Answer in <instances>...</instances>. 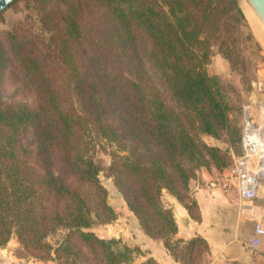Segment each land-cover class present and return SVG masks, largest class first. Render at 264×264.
Segmentation results:
<instances>
[{"label":"trees","instance_id":"trees-1","mask_svg":"<svg viewBox=\"0 0 264 264\" xmlns=\"http://www.w3.org/2000/svg\"><path fill=\"white\" fill-rule=\"evenodd\" d=\"M24 1L31 21L0 36V247L16 236L51 255L45 239L63 228L64 264L133 261L135 249L86 231L119 217L99 179L104 142L139 227L180 264H202L206 240L176 239L161 198L169 192L198 218L190 181L240 154L202 140L230 127L233 103L207 66L216 53L239 57L238 0ZM8 80L31 104L5 99Z\"/></svg>","mask_w":264,"mask_h":264},{"label":"rangeland","instance_id":"rangeland-1","mask_svg":"<svg viewBox=\"0 0 264 264\" xmlns=\"http://www.w3.org/2000/svg\"><path fill=\"white\" fill-rule=\"evenodd\" d=\"M29 12L30 9L27 8V4L24 0H20L18 2L16 1L9 5L0 13V36L12 31L13 29H15V27L19 28L21 23H29L31 21V13ZM245 18L247 21V28L243 29V32L245 33V41H240L237 44V54L239 55V57L236 56V58L231 61L225 58L221 53H216L207 66V70L211 75L219 76L224 82L223 84L227 89V99H229V101L233 103V108L229 112L230 127L222 132L221 137L215 138L209 135H205L202 137V140L207 145L216 147L222 152H226L227 150H229L230 146H236L237 149L234 148V151L239 153L241 152L240 140L238 141L237 138L240 137V127L242 135V106L246 102L251 100L250 98L253 94L257 95L255 99H258L259 101L260 97L264 95V50L257 36L255 35V32L253 31V28L249 23L246 15ZM3 93L5 99L8 101L13 100L28 104H31L32 102L31 95L19 83L14 82L13 80H8ZM109 151L110 147L105 145L104 142L102 146L96 149L97 159L102 162V165L104 167L99 173V179L101 181V184L108 191L109 204L119 212V222L114 223L116 220L112 221L108 224H114L108 226L107 228L104 227V225H106L107 223H96L92 228L86 231L105 228L106 230H111L112 232L117 231L118 233H124V231L129 230V228H136L137 220L126 210L122 193L118 189L117 185L115 184L114 178L108 170V166L111 162ZM213 162L214 161H211L207 167L200 168L198 172L204 169L205 171H208L210 173V176L212 178H214L219 170H226L228 168V166L222 165L217 167L218 164L215 165ZM169 195H171L169 192L164 191L161 199L163 205L166 208L172 210V208L168 206L169 201H167V199ZM100 225H102V227ZM68 233L69 230L59 228L57 231L50 233L47 236L45 242L50 244L53 248V252L51 253V255H47L46 252H43L41 250L35 251L25 247L19 242L16 236H13L10 241L4 246L10 245V247L14 249V254L18 259H20L21 264H64L63 260H61V251L57 253L56 250L60 246L64 238L68 235ZM176 239L179 238L176 237ZM115 240L118 241V244H114L113 247L128 246L131 249H135L133 253V261L128 263L133 264L140 256L141 251L139 247L131 246L121 239ZM147 262L149 264H154L152 260H148ZM78 264H85V262L78 260Z\"/></svg>","mask_w":264,"mask_h":264},{"label":"crops","instance_id":"crops-1","mask_svg":"<svg viewBox=\"0 0 264 264\" xmlns=\"http://www.w3.org/2000/svg\"><path fill=\"white\" fill-rule=\"evenodd\" d=\"M189 187L198 205V218H193L174 196L169 195L167 201L177 224L175 236L183 240L195 237L206 240L209 249L204 254L202 264H264V239L254 250L243 244L253 235L257 213L264 212V196L231 203L204 169L190 181ZM117 222L119 219L114 223ZM105 228L92 231L102 238L121 239L139 247L140 256L133 264H149L148 260L155 264H180L171 256L162 240L150 238L138 223L136 228H129L124 233ZM0 264H21L10 245L0 247Z\"/></svg>","mask_w":264,"mask_h":264},{"label":"built area","instance_id":"built-area-1","mask_svg":"<svg viewBox=\"0 0 264 264\" xmlns=\"http://www.w3.org/2000/svg\"><path fill=\"white\" fill-rule=\"evenodd\" d=\"M246 102L241 109V152L233 157L226 173H216L213 181L231 203H240L264 196V111L260 101ZM264 239V212H258L254 221L253 235L243 241L246 248L254 250Z\"/></svg>","mask_w":264,"mask_h":264},{"label":"bare ground","instance_id":"bare-ground-1","mask_svg":"<svg viewBox=\"0 0 264 264\" xmlns=\"http://www.w3.org/2000/svg\"><path fill=\"white\" fill-rule=\"evenodd\" d=\"M239 2L264 50V22L249 0H239Z\"/></svg>","mask_w":264,"mask_h":264},{"label":"water","instance_id":"water-1","mask_svg":"<svg viewBox=\"0 0 264 264\" xmlns=\"http://www.w3.org/2000/svg\"><path fill=\"white\" fill-rule=\"evenodd\" d=\"M15 0H0V13L5 10L9 5H11ZM258 15L264 22V0H249ZM260 105L264 111V95L260 97ZM241 146V143H240Z\"/></svg>","mask_w":264,"mask_h":264}]
</instances>
